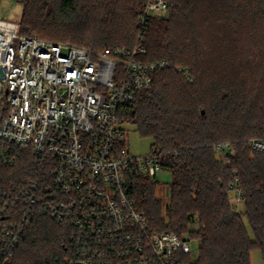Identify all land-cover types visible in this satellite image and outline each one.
Masks as SVG:
<instances>
[{
    "label": "trees",
    "instance_id": "16d2710c",
    "mask_svg": "<svg viewBox=\"0 0 264 264\" xmlns=\"http://www.w3.org/2000/svg\"><path fill=\"white\" fill-rule=\"evenodd\" d=\"M21 1L24 35L96 51L143 45V59L169 63L155 73L153 87L138 94L130 118L172 173L170 203L164 207L149 177L137 172L131 197L152 227L200 241L198 260L186 256L184 264H251L256 248L264 256V153L249 147L251 139L264 140V73L255 59L264 67V0H167L165 13L145 22L140 11L148 0ZM184 73L194 81L186 82ZM226 142L232 147L221 158L216 145ZM14 156L12 165L0 161V193L43 171L29 149ZM236 179L243 213L229 192ZM48 181L49 174L43 187ZM27 209L30 224L15 262L54 264L69 253L71 230L25 202L11 215ZM9 217L0 214V226Z\"/></svg>",
    "mask_w": 264,
    "mask_h": 264
},
{
    "label": "built area",
    "instance_id": "2783aa9c",
    "mask_svg": "<svg viewBox=\"0 0 264 264\" xmlns=\"http://www.w3.org/2000/svg\"><path fill=\"white\" fill-rule=\"evenodd\" d=\"M168 7L167 0H148L140 19L162 16ZM147 54L143 45L96 51L48 42L0 18V161L12 165L16 149H29L43 168L16 191L0 193V214L10 216L0 226V264H17L31 209L16 219L11 211L23 202L71 230L69 253L54 264H184L186 256L193 258L197 238L152 227L131 197L134 172L155 177L163 168L154 148L133 154L132 121L124 122L138 94L169 65L143 59ZM231 147L220 143L216 151L225 155ZM249 147L264 153V140L251 139ZM238 183L229 185L233 204L243 202Z\"/></svg>",
    "mask_w": 264,
    "mask_h": 264
},
{
    "label": "rangeland",
    "instance_id": "374dc122",
    "mask_svg": "<svg viewBox=\"0 0 264 264\" xmlns=\"http://www.w3.org/2000/svg\"><path fill=\"white\" fill-rule=\"evenodd\" d=\"M23 10L24 4L21 0H0V18L8 19L12 21H16L18 23L22 22L23 18ZM204 17V15H201ZM259 61L261 64V73H264V67L262 62ZM179 69V68H178ZM253 71V69H252ZM183 78L186 82L194 81L191 78L189 73H184ZM131 119L129 117H124V122L128 123ZM264 138V137H262ZM129 146L133 154L138 156H146L152 150V140L150 138H144L140 135L138 131L134 128L130 129L129 133ZM254 153V151H252ZM221 158L224 155H219ZM154 187L156 195L162 199L164 207L170 203V188L173 182L172 173L169 170H165L164 168H160L158 173L155 177H149L148 180ZM236 210L240 213L244 212V204L243 203H234ZM244 221L249 228V224L247 218L244 216ZM200 243L198 240H194L192 242V259L194 261L198 260V253H199ZM251 264H264V256L263 251L261 249H254L251 253Z\"/></svg>",
    "mask_w": 264,
    "mask_h": 264
}]
</instances>
